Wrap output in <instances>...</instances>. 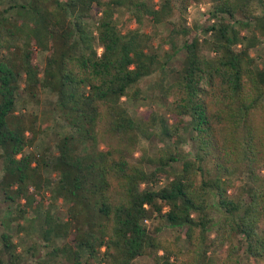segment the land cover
<instances>
[{
    "label": "trees",
    "instance_id": "obj_1",
    "mask_svg": "<svg viewBox=\"0 0 264 264\" xmlns=\"http://www.w3.org/2000/svg\"><path fill=\"white\" fill-rule=\"evenodd\" d=\"M202 1L0 0V264H264V0L190 24ZM155 75L168 115L133 114ZM45 91L62 129L38 149L48 123L18 100ZM26 220L48 242L21 247Z\"/></svg>",
    "mask_w": 264,
    "mask_h": 264
},
{
    "label": "rangeland",
    "instance_id": "obj_2",
    "mask_svg": "<svg viewBox=\"0 0 264 264\" xmlns=\"http://www.w3.org/2000/svg\"><path fill=\"white\" fill-rule=\"evenodd\" d=\"M5 5H8L9 2H12L13 0H4ZM210 10V1L209 0H203L202 2L198 4H194L190 7L187 13L188 22L190 24L197 23L199 25H204L207 20V15ZM94 18L93 21H95L96 17L99 15L98 9L95 8L93 11ZM117 23L120 25L127 26V27H133L136 26V23L131 21L130 16L123 10H120L117 14ZM165 32H168L165 29ZM168 48V46H166ZM184 57V53H179L171 62L170 66L175 67L176 69H181L182 67V59ZM39 58L41 63H44V54L40 53ZM172 73H170V76ZM169 76V77H170ZM172 79V76L170 77ZM159 81L158 75L146 78L144 81L141 82V88H142V96L143 98L137 100V101H129L125 99V103L130 109V111L133 114L136 115H147L152 110H157L163 115H168L167 112V100L162 96L161 88L157 86ZM24 94L21 93L19 100H18V109L19 111H33L39 114L40 116V122H47L48 125L46 127L45 132L42 134L41 139L37 142L36 148L40 149L47 145H53L54 140L57 137V133L59 130L62 129L61 123L55 119L54 113L52 111L53 102H54V95L50 92H43L41 97V102L35 103V102H29L26 103L23 100ZM166 127H170L171 121L166 123ZM164 142L162 141L161 136L153 138L152 141H144L141 146H145L149 148L150 150H155L158 147L162 146ZM2 153V150L0 148V154ZM140 154V151L138 152ZM3 165L4 161L3 158L0 157V178L3 173ZM61 206V204H59ZM65 209L66 207L61 206L56 209V213L60 215L61 217H64L65 215ZM8 215V211H6V205L4 203L3 206L0 207V233L7 230V228L4 226L2 219L4 216ZM150 225L158 226L160 225V221L154 220V221H148ZM25 224L27 225V229L23 232L15 233L14 234V240L19 242L22 246L31 247L34 242H41L42 244L48 242V237H45V235H40L39 231H29V226L32 224L30 221L26 220ZM264 227V222H263ZM16 224H12L11 228L8 230L15 231ZM162 235L169 236V237H175L178 235V232L175 230L163 227L161 231ZM23 243V244H22ZM42 255L44 254V249H41ZM37 255L32 254V252L28 253V259L27 264H38L37 263ZM47 257V255L43 256ZM244 264H253V261L248 258V255H244ZM138 264H152V260L150 257H142L137 259ZM54 264H67L66 262L60 260L58 263Z\"/></svg>",
    "mask_w": 264,
    "mask_h": 264
}]
</instances>
